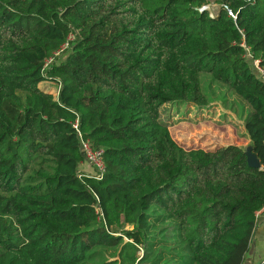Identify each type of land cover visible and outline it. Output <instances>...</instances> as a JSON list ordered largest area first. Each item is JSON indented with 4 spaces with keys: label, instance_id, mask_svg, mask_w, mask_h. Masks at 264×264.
Listing matches in <instances>:
<instances>
[{
    "label": "trees",
    "instance_id": "obj_1",
    "mask_svg": "<svg viewBox=\"0 0 264 264\" xmlns=\"http://www.w3.org/2000/svg\"><path fill=\"white\" fill-rule=\"evenodd\" d=\"M217 2L0 0V264H243L264 207V0ZM201 72L251 107L260 168L161 120L207 105ZM76 123L100 180L79 171Z\"/></svg>",
    "mask_w": 264,
    "mask_h": 264
},
{
    "label": "rangeland",
    "instance_id": "obj_2",
    "mask_svg": "<svg viewBox=\"0 0 264 264\" xmlns=\"http://www.w3.org/2000/svg\"><path fill=\"white\" fill-rule=\"evenodd\" d=\"M210 15H215L220 7L217 0H209L206 5ZM59 56L57 62L63 60ZM249 61L252 69L258 70L253 61ZM256 66V67H255ZM200 85L206 96L207 105L198 108L185 103H166L160 111L161 120L170 124L172 137L186 146H208L235 144L241 148L250 144V139L244 129L243 122L251 107L237 95L229 85L212 77L209 72L200 73ZM41 87L56 94L58 85L53 82H41ZM83 166L93 169L85 162ZM169 226V223L159 224L155 231ZM155 245L152 256L156 258ZM143 250L141 251V255Z\"/></svg>",
    "mask_w": 264,
    "mask_h": 264
},
{
    "label": "built area",
    "instance_id": "obj_3",
    "mask_svg": "<svg viewBox=\"0 0 264 264\" xmlns=\"http://www.w3.org/2000/svg\"><path fill=\"white\" fill-rule=\"evenodd\" d=\"M228 14L232 17L234 15L232 12L228 9ZM73 39L72 35H69L67 37V40L61 45L60 49L54 52V54L50 57H48L43 64L42 72L45 74L46 68L56 59V56H59L61 52L66 49L69 46V42ZM257 66V62H254ZM74 128L77 133V138L79 141V147L81 152L83 153L84 162L87 163L94 171V177L98 180L102 179L104 171H105V163L102 157V150L94 148L88 140H85L82 137L81 132L79 131L77 127V123L74 124ZM264 263V261L262 262Z\"/></svg>",
    "mask_w": 264,
    "mask_h": 264
},
{
    "label": "crops",
    "instance_id": "obj_4",
    "mask_svg": "<svg viewBox=\"0 0 264 264\" xmlns=\"http://www.w3.org/2000/svg\"><path fill=\"white\" fill-rule=\"evenodd\" d=\"M94 174L91 169L81 164L80 170ZM264 207L256 213V226L250 241L249 249L244 256L243 264H264Z\"/></svg>",
    "mask_w": 264,
    "mask_h": 264
},
{
    "label": "water",
    "instance_id": "obj_5",
    "mask_svg": "<svg viewBox=\"0 0 264 264\" xmlns=\"http://www.w3.org/2000/svg\"><path fill=\"white\" fill-rule=\"evenodd\" d=\"M202 10H207V7L203 6L202 8L199 9V11H202ZM242 150L246 156V161L250 167H253V168H260L261 167L260 160L255 155L251 143L246 145L244 148H242Z\"/></svg>",
    "mask_w": 264,
    "mask_h": 264
}]
</instances>
